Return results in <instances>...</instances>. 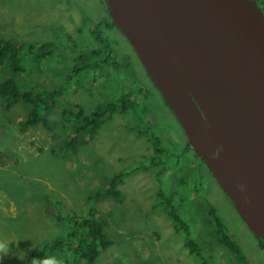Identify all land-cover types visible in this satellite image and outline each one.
Returning <instances> with one entry per match:
<instances>
[{
    "label": "rangeland",
    "instance_id": "1",
    "mask_svg": "<svg viewBox=\"0 0 264 264\" xmlns=\"http://www.w3.org/2000/svg\"><path fill=\"white\" fill-rule=\"evenodd\" d=\"M254 1L264 12V0ZM109 17L105 0H0V39L51 44L48 56L38 48L28 50L26 70L17 76L21 88L62 92L54 94L57 111L46 112L45 122L26 133L19 123L27 119L29 107L7 110L0 97V242L11 249L0 264H27L33 251L65 232L55 220L58 212L81 214L86 205L95 206L89 198L119 173L127 176L120 188L128 199L98 204L112 246L91 264H264V237L252 233L189 148L180 123L118 28L108 32L117 50L114 60L95 70L103 46L93 27ZM97 32L103 33V25ZM95 51L101 55L93 58ZM7 79L0 75V82ZM124 97L146 106L142 121L133 110L116 114L91 143L63 158L66 140L74 134L63 110L75 107L91 116L100 105L120 107ZM136 126L147 135L138 136ZM152 137L169 152L161 148L158 157L165 155L156 161L158 167L152 163ZM212 209L245 260L218 243ZM181 225L184 230L178 231ZM186 238L201 261L186 247Z\"/></svg>",
    "mask_w": 264,
    "mask_h": 264
},
{
    "label": "water",
    "instance_id": "2",
    "mask_svg": "<svg viewBox=\"0 0 264 264\" xmlns=\"http://www.w3.org/2000/svg\"><path fill=\"white\" fill-rule=\"evenodd\" d=\"M189 145L264 237V13L254 0H105Z\"/></svg>",
    "mask_w": 264,
    "mask_h": 264
},
{
    "label": "trees",
    "instance_id": "3",
    "mask_svg": "<svg viewBox=\"0 0 264 264\" xmlns=\"http://www.w3.org/2000/svg\"><path fill=\"white\" fill-rule=\"evenodd\" d=\"M262 10V9H261ZM264 13V12H263ZM103 25V28L110 29L112 27L117 28L113 20L109 17L103 19V22H99L94 25L93 32L96 39L103 46V60L97 62L96 68L103 67L105 65H111V61L117 54L116 47L110 43V40L103 33H98L97 30ZM38 48L43 55L48 56L51 53V44H20L12 40L0 39V75L7 76V80L0 82V97L5 104L7 110H11L19 104H25L29 107L30 111L26 120H22L19 123V130L21 133H26L31 128L36 127L39 123L45 122L46 112H56L57 104L54 94L62 95L61 91H49L45 89H39V87L31 86L30 88L22 89L20 81L18 83L17 76L23 74L26 70V60L29 58V51H35ZM101 51L92 52L93 58L99 57ZM127 57V56H125ZM130 58L127 57L128 61ZM42 61L41 55L35 59V64L39 65ZM116 62H113L115 65ZM115 67H118L116 65ZM9 72L8 74H6ZM14 76L13 79V75ZM128 102V103H127ZM166 103V102H165ZM168 106V104L166 103ZM70 111L63 110V116L67 123L72 121L74 127V134L67 138L63 158H69L76 155L82 146H86L91 143L97 136L99 130L107 123L113 120L114 115L119 113H126L133 110L137 115V120L142 121V116L147 114L146 106H141L137 102H133L128 97L123 98L122 105L119 107L115 103H107L106 105H100L91 116L84 113L83 110H78L75 107L69 109ZM178 121V120H177ZM43 124V123H41ZM150 130V129H149ZM147 129V131H149ZM136 134L138 136L147 135L146 131H140L137 126L135 127ZM153 145L155 146L156 156H153L152 163L158 167L156 161L161 163L162 156L168 152L166 145L162 147L159 145L161 142L159 139L152 137L150 138ZM165 150V154H162L159 158L157 154H161ZM192 150V147H189ZM188 148V150H189ZM59 150V149H58ZM57 151V150H56ZM56 151H52L55 155ZM169 153V152H168ZM196 156V155H195ZM164 169V168H163ZM168 174V172H164ZM125 173L116 174L109 185L102 190H99L89 198V201L96 203L95 206L90 208L87 205L81 214L73 211V215H70L69 211L67 214L64 212H58L55 216L57 223L65 225V232L58 236L56 239L50 242H45L43 246L33 251L29 257L27 264H31L33 258L44 259V258H55L59 264H91L96 261L102 252L108 250L112 246V242L107 239L105 233V224L103 216L101 215L98 204L104 200H114L119 204H124L128 197L120 186L124 185L127 176ZM124 192V193H123ZM94 196V197H93ZM93 199V200H91ZM64 214V215H63ZM173 218L175 223L178 225L177 218L168 212ZM213 215L214 222L213 227L215 229L218 243H221L227 247L230 252L235 253L238 257L245 260L236 242L233 238L228 235L221 226V222L212 209L210 213ZM178 231H183L184 227L181 225L178 227ZM186 247L190 249L191 254L201 261L199 251L194 248L192 240L186 238ZM200 263V262H198Z\"/></svg>",
    "mask_w": 264,
    "mask_h": 264
},
{
    "label": "clouds",
    "instance_id": "4",
    "mask_svg": "<svg viewBox=\"0 0 264 264\" xmlns=\"http://www.w3.org/2000/svg\"><path fill=\"white\" fill-rule=\"evenodd\" d=\"M10 252V247L5 243L0 242V261H2L4 257L8 256ZM18 258L20 260L24 259L23 256H18ZM31 264H59V262H57L55 258H44L42 260L33 258Z\"/></svg>",
    "mask_w": 264,
    "mask_h": 264
},
{
    "label": "flooded vegetation",
    "instance_id": "5",
    "mask_svg": "<svg viewBox=\"0 0 264 264\" xmlns=\"http://www.w3.org/2000/svg\"><path fill=\"white\" fill-rule=\"evenodd\" d=\"M111 17V16H110ZM112 19V18H111ZM110 31V29H107V28H103V36L104 35H106V37H107V39H109L110 40V43H111V36L110 35H108V32ZM105 32H106V34H105ZM114 41V40H113ZM262 240H264V239H262Z\"/></svg>",
    "mask_w": 264,
    "mask_h": 264
},
{
    "label": "bare ground",
    "instance_id": "6",
    "mask_svg": "<svg viewBox=\"0 0 264 264\" xmlns=\"http://www.w3.org/2000/svg\"><path fill=\"white\" fill-rule=\"evenodd\" d=\"M262 8V7H261ZM192 237V236H191ZM201 241V240H200ZM203 254V253H202Z\"/></svg>",
    "mask_w": 264,
    "mask_h": 264
}]
</instances>
